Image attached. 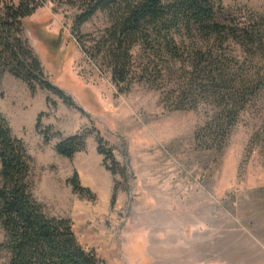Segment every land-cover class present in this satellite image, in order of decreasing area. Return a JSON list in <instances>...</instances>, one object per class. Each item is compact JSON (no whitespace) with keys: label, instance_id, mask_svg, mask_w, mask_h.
Returning <instances> with one entry per match:
<instances>
[{"label":"rangeland","instance_id":"374dc122","mask_svg":"<svg viewBox=\"0 0 264 264\" xmlns=\"http://www.w3.org/2000/svg\"><path fill=\"white\" fill-rule=\"evenodd\" d=\"M221 1L230 20L264 17V0ZM75 17L47 3L21 36L74 105L0 72V113L27 146L46 215L70 220L78 242L105 264H235L233 253L236 264H264V83L232 109L226 91L199 86L188 62L169 59L161 77L152 64L154 75L139 79L146 56L136 49L137 78L118 87L82 48L95 44L107 16L98 13L79 34ZM229 51L244 64L238 76L264 67L241 46ZM41 114L49 141L36 128ZM74 135L85 136L84 150L72 159L57 154ZM100 138L122 173L98 153ZM76 172L91 196L69 184ZM4 239L0 226V264H10Z\"/></svg>","mask_w":264,"mask_h":264},{"label":"trees","instance_id":"16d2710c","mask_svg":"<svg viewBox=\"0 0 264 264\" xmlns=\"http://www.w3.org/2000/svg\"><path fill=\"white\" fill-rule=\"evenodd\" d=\"M47 3L76 10L72 29L78 34L98 13L107 16L108 26L93 39L95 44L88 47L83 42L82 48L118 87L130 86L137 78L136 49L146 56L139 79L154 75L152 64L161 77L169 59L188 62L202 79L199 86L226 91L232 109L264 83V67L251 76H238L244 64L229 53L230 46H241L259 55L264 66V17L246 23L230 20L232 10L221 0H0V72L13 75L32 92L44 88L69 106L73 101L47 79L41 62L21 38L25 20ZM39 116L36 128L49 141L51 130L41 131ZM98 143L109 170L122 173L113 152L101 138ZM85 147V136L74 135L59 142L56 152L72 159ZM31 164L24 141L13 135L0 113V226L5 232L1 246L10 253V264H105L78 242L70 220L46 215L33 194ZM69 184L80 195L91 196L81 187L77 172Z\"/></svg>","mask_w":264,"mask_h":264},{"label":"crops","instance_id":"0c3cea01","mask_svg":"<svg viewBox=\"0 0 264 264\" xmlns=\"http://www.w3.org/2000/svg\"><path fill=\"white\" fill-rule=\"evenodd\" d=\"M233 255H237V253H233ZM230 256V255H229ZM229 256H227V258H229L230 260H233V262L232 263H235L236 264V261L238 262V260H236V259H234V257L235 256H233V258L232 257H229ZM227 261H228V259H227ZM230 264V263H229Z\"/></svg>","mask_w":264,"mask_h":264}]
</instances>
